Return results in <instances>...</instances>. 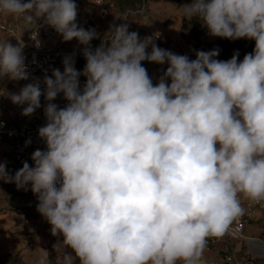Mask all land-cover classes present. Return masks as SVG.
<instances>
[{
	"label": "clouds",
	"instance_id": "1",
	"mask_svg": "<svg viewBox=\"0 0 264 264\" xmlns=\"http://www.w3.org/2000/svg\"><path fill=\"white\" fill-rule=\"evenodd\" d=\"M181 10L211 36L254 40L253 52L239 63L238 52L215 59L218 48L190 60L126 23L110 25L93 49L98 34L75 23L74 0H0V14L22 17L26 28L43 19L83 46V72L66 57L43 91L34 80L10 95L27 105L24 116L42 95L49 101L38 129L47 150L14 176L0 163V179L18 190L30 184L51 234L74 253L63 264H202L207 240L243 215L239 194L264 200V0H191ZM24 47L0 41V79L29 78ZM145 60L168 65L155 85ZM59 93L66 107L51 103Z\"/></svg>",
	"mask_w": 264,
	"mask_h": 264
},
{
	"label": "built area",
	"instance_id": "2",
	"mask_svg": "<svg viewBox=\"0 0 264 264\" xmlns=\"http://www.w3.org/2000/svg\"><path fill=\"white\" fill-rule=\"evenodd\" d=\"M104 3L105 0H91V4H88V1L80 0L79 11L75 21L78 27H83L85 30L94 29L96 32H99L101 30V16L105 11V7L101 11L98 8L104 5ZM130 14L134 15V13L129 12L125 17L128 19ZM0 18V30L7 31L6 14H0ZM35 32L37 34L36 39L40 42L39 47L36 46V41L31 38L35 35ZM154 38L160 41L163 39L166 40L167 36L157 35ZM21 41L25 44L23 55L29 77L27 80L37 77H51L53 69H59L63 73V60L66 57H70L74 61V67L78 72H83L79 67L80 61L84 59L82 53L83 46L75 38L71 41H64L62 36L53 27L44 24L43 19L37 20L36 25H31L28 37ZM11 43L16 45L17 41ZM170 46L175 53L177 52L178 55H187L190 60L196 59L197 51L207 52L213 50L209 39L204 35L198 41H186L182 47L174 44ZM215 59L223 61L219 56L215 57ZM160 67L162 70H166L167 64L160 65ZM78 79L79 87L83 89L86 77L80 75ZM27 80H12L8 77L0 79V82L9 85L8 90L0 91V109L3 113V117H0V141H5L9 145L12 153L11 165L18 169L23 167L24 162H27L30 167H33L34 161L31 159L32 153L37 149L42 151L47 150L45 141L39 137L38 129L47 123L44 109L49 102H42L41 107L32 115L24 116L22 115V111L27 105H16L10 99L11 94H18L20 92L24 87L22 82ZM68 103L57 106L58 108H63ZM28 141L30 143H27ZM238 198L240 199L241 207L244 209L243 215L236 217L232 221L222 237L209 238L203 252L223 258L228 264L237 262L232 254V243L237 242L239 245L245 243L247 245V241L249 240V237L246 235L248 228L258 220L260 214L264 213V200L259 202L252 201L243 194H239ZM260 242L264 245V242ZM255 255L249 249V253L243 261L253 262L255 261ZM237 264H243V262L238 261Z\"/></svg>",
	"mask_w": 264,
	"mask_h": 264
},
{
	"label": "rangeland",
	"instance_id": "3",
	"mask_svg": "<svg viewBox=\"0 0 264 264\" xmlns=\"http://www.w3.org/2000/svg\"><path fill=\"white\" fill-rule=\"evenodd\" d=\"M74 1H80V0H74ZM84 1L87 2L89 0H84ZM113 2L115 3V7L114 9H111L109 13L117 14L120 16L125 14L126 10H131L132 12H136L138 10L137 6L139 5L142 6L143 4L142 0H114ZM188 3H191V2H188ZM145 4H146L145 5L146 11H145V16L143 18L140 17L141 15L130 14L128 19L133 20L134 22L140 21L142 23L149 21L150 24L157 25L163 22L169 23L168 21L170 19L169 17H171V15H173V13L176 12V15L178 16V18L183 19L182 37L186 41L191 42L190 30L193 28L191 23L194 18L192 20H189V19L187 20L186 17L183 16L181 7L185 5L184 3H182L180 0H146ZM17 17L18 19H20L21 23H24L23 18H20L19 16L6 14L7 24L9 25V24L15 23V20H17ZM184 20L187 21V23L185 22V25H184ZM183 26H185V29H183ZM202 27L204 31L203 33L204 36H206V34L210 36L208 33L207 27L204 26L203 24H202ZM29 28L30 27H28L27 30H29ZM104 36H105L104 33L98 36L96 42L94 43L96 47H99L101 45ZM154 36H157V35L152 32L141 31L140 39H143L145 37H152L154 42H160L161 44H164L166 41H168V37L166 40L163 39V40L158 41L154 38ZM221 39L222 38L220 37H214V36H212L209 39V41H211L210 43L213 49H215L216 46L219 45V43L221 42ZM216 40L218 41L216 42ZM238 42L241 45H243L245 49L255 48L254 40L244 38V39H238ZM165 44L170 45V42L165 43ZM150 46L151 45H149V47ZM218 56L219 58L223 59L221 55H218ZM34 80H39V79H34ZM34 80L26 81V83L27 84L32 83L34 82ZM43 81L44 80H39L42 91L45 88ZM4 86H5L4 83L0 82V88H5ZM64 100L66 101L63 93H59L53 101H55L57 105H60L61 103H58V102H62ZM0 116L3 117V113L1 112V110H0ZM57 187H59V184H57ZM27 188L28 190H23V189L18 190L14 183L12 184L10 183L9 192L5 193L4 196L0 198V200L3 201L5 204L4 210L9 211L12 214V217H14L15 219L18 216H22L20 217V219L24 223L23 226H25L26 228V234H25V239H24L26 243V247H25L24 252L34 249V246L30 247V245L32 243L34 245L35 240L38 237H40L41 240H43L42 238L45 237L46 243H48L49 248H50V251H49L50 254L46 258V260L48 261V264H63L64 253H72V250L70 248L65 247V245L62 243L63 242L62 235L53 236L51 234L52 226L48 223V221L41 214L39 216L33 217V215L31 214V210L37 209L38 199H37V195L33 194L32 191L30 190L31 189L30 184L27 186ZM27 215H28V218H33L31 221L34 222L35 228L32 229L30 228L31 224L30 225L26 224ZM258 218H259V221L255 222L256 224H253L248 228L246 235L250 238H255L256 240H260L264 242V213L260 214ZM231 247H232V254L234 255L237 262L242 261L243 264H264V260H258L257 262L256 260L253 262L243 261V259H245L247 257V254L249 253L248 246L245 243L243 245H239L237 242H234L232 243ZM72 254L74 255V253ZM40 257H41V254L40 256L34 257V258H30L28 254L26 253H24V256L22 257L20 255H14L11 258L10 264H37V261ZM203 259L206 262V264H228L225 262L223 258L216 257L215 255H209L207 253H203ZM237 262H235L234 264H237ZM76 264H79L78 259L76 261Z\"/></svg>",
	"mask_w": 264,
	"mask_h": 264
},
{
	"label": "crops",
	"instance_id": "4",
	"mask_svg": "<svg viewBox=\"0 0 264 264\" xmlns=\"http://www.w3.org/2000/svg\"><path fill=\"white\" fill-rule=\"evenodd\" d=\"M113 1L114 0H105L104 5H102L98 8V10L101 11V9H103L105 7V9H104L105 11L103 12V14L101 16V30L99 32H96L98 34L97 38H98V36H100L101 34L104 33L105 36H104L103 40L109 39L108 31H109L110 25H112L113 23H115L117 25H119L121 23H126L129 25V28H128L129 32H133V31L137 32L139 34V37L141 36V31H148V32H152L156 35H166L168 37V41L165 43L170 42V45L174 44V45L182 47L184 45V43H186V40L182 37V21H183V19L178 18V16L176 15V12H174L173 15H171V17H169L170 18L168 20L169 23L163 22L161 24L154 25V24H150L149 21L144 22V23H142L140 21L134 22L133 20H130V19H127V21H125V20L116 19V17H125L129 12H132V11L126 10L125 14H123L122 16L117 15V14H113V13H109L111 11V9H114V7H115V3ZM180 1L184 4L191 2V0H180ZM74 2L77 5V13H78L79 1H74ZM142 3H143L142 6L141 5L137 6L138 10L136 12H132V13H134V15H141L140 16L141 18H143L145 16L146 0H142ZM88 4H91V0L88 1ZM117 6H118V4H117ZM19 21H20V19H18V17H17V20H15V23L8 25L7 31H1L0 30V40L1 41L9 40L10 42H13V41H17V40H24L28 37V32H29V30H27L28 28H26L25 24L21 23V21L19 23ZM207 36H208V34H206V37ZM211 37L212 36L210 35L207 38L210 39ZM97 38L93 39L90 42L93 49L96 48L94 43L96 42ZM217 41L218 40H216V42ZM102 42H104V41H102ZM154 43L162 49L170 50L171 52L175 53V51L173 50V48L170 45H166L165 43L161 44L160 42H154ZM147 51L151 52V46L147 49ZM175 54L178 55L177 52ZM241 61L242 60H240L239 62H241ZM85 65H86V59L84 58L80 61V65H79V67L82 71H83ZM142 66L147 70V73H148L149 77L151 78L154 85L156 83H158L160 76L163 74L164 71H166V70H162L159 64L150 63L147 60L142 61ZM167 67H168V65H167ZM34 79L44 80V78H42V77H37ZM34 79H30V80H34ZM27 81H29V80H27ZM167 83L170 84V80L167 81ZM22 84H23V86L27 85L26 81H23ZM4 85H5L4 86L5 88H0V91L8 90L9 85L8 84H4ZM40 102L42 103V102H49V101L45 100V98L43 96H41ZM51 102L55 103L57 105V103L55 101H51ZM67 102H68L67 100L66 101L64 100L62 102H58V103H61L58 106H62ZM11 155H12V153H11V149H10L9 145L5 141H0V163H5L6 164V170H7L8 174L10 176H13L14 173L19 169L15 168L11 165ZM9 186H10V183H6L4 180L0 179V198L2 196H4L5 193L9 192ZM4 206H5L4 202L0 200V264H10L12 256L20 255L22 257V256H24V253L28 254V256L30 258L38 257V256H40V254H41V257L43 256V257L47 258L50 254L49 253L50 248H49L48 243H46L45 237L42 238L43 240H41V238L38 237L35 240L34 245H33V243L31 244L32 247L34 246V249L24 252L25 247H26V243L24 240L25 234H26V228H25V226H23L24 223L20 219V217H22V216L16 215L19 218L17 217L15 219L14 217H12V214L9 211L4 210ZM31 214L33 215V217L40 215V213L37 211V209L31 210ZM32 219L33 218H28V215L26 216V220H27L26 224L27 225L31 224L30 228L33 229V228H35V225H34V222L31 221ZM257 221H259V218ZM253 224H256V223L254 222ZM255 254H256V256H255L256 262L258 260H264V256H263L264 254L259 253V252H256Z\"/></svg>",
	"mask_w": 264,
	"mask_h": 264
},
{
	"label": "trees",
	"instance_id": "5",
	"mask_svg": "<svg viewBox=\"0 0 264 264\" xmlns=\"http://www.w3.org/2000/svg\"><path fill=\"white\" fill-rule=\"evenodd\" d=\"M187 21L184 20V25ZM192 29L190 30V36L191 40L198 41L204 34L202 22L198 19L192 20ZM183 29H185V26H183ZM219 49V55L223 58V61H227L232 58L234 53L238 52V61L240 59H243L244 56L248 53H252L254 48L245 49L243 45H241L238 40H229L222 38L219 45L216 46L215 49Z\"/></svg>",
	"mask_w": 264,
	"mask_h": 264
},
{
	"label": "bare ground",
	"instance_id": "6",
	"mask_svg": "<svg viewBox=\"0 0 264 264\" xmlns=\"http://www.w3.org/2000/svg\"><path fill=\"white\" fill-rule=\"evenodd\" d=\"M247 245H248L250 251H252L254 253L259 252V253L264 254V245L259 240H256L254 238H249V240L247 241ZM202 264H206L203 257H202Z\"/></svg>",
	"mask_w": 264,
	"mask_h": 264
}]
</instances>
